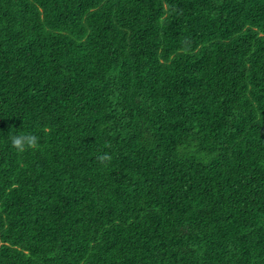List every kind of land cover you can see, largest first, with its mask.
I'll return each mask as SVG.
<instances>
[{"label":"trees","instance_id":"obj_1","mask_svg":"<svg viewBox=\"0 0 264 264\" xmlns=\"http://www.w3.org/2000/svg\"><path fill=\"white\" fill-rule=\"evenodd\" d=\"M0 264H264V0H0Z\"/></svg>","mask_w":264,"mask_h":264},{"label":"clouds","instance_id":"obj_2","mask_svg":"<svg viewBox=\"0 0 264 264\" xmlns=\"http://www.w3.org/2000/svg\"><path fill=\"white\" fill-rule=\"evenodd\" d=\"M45 132H51V128H45ZM40 136L33 133H20L13 134L10 136L9 143L13 150L17 153H24L31 149H36L39 146ZM178 155L195 154L194 146L182 145L178 148ZM97 163L102 167L110 165L113 156L108 151H101L96 154L95 157Z\"/></svg>","mask_w":264,"mask_h":264}]
</instances>
